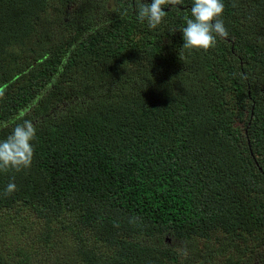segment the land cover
I'll use <instances>...</instances> for the list:
<instances>
[{"label":"trees","instance_id":"1","mask_svg":"<svg viewBox=\"0 0 264 264\" xmlns=\"http://www.w3.org/2000/svg\"><path fill=\"white\" fill-rule=\"evenodd\" d=\"M192 3L150 30L137 0H0V141L36 127L31 167L0 172V264H179L167 238L217 234L264 264V0H223L208 51L182 48Z\"/></svg>","mask_w":264,"mask_h":264},{"label":"clouds","instance_id":"2","mask_svg":"<svg viewBox=\"0 0 264 264\" xmlns=\"http://www.w3.org/2000/svg\"><path fill=\"white\" fill-rule=\"evenodd\" d=\"M183 2L184 0H151V3H147L137 0V19L141 23L146 21L148 28L154 30L165 20V6L178 7ZM224 8L223 0H193L191 18L186 19V26L181 29L184 40L182 48L208 51L216 46L217 37L226 38L228 31L222 19ZM35 139L36 127L30 120L17 124L8 137L0 141V172L29 169L34 158L32 142ZM15 191L17 186L13 178L3 195L9 196Z\"/></svg>","mask_w":264,"mask_h":264},{"label":"rangeland","instance_id":"3","mask_svg":"<svg viewBox=\"0 0 264 264\" xmlns=\"http://www.w3.org/2000/svg\"><path fill=\"white\" fill-rule=\"evenodd\" d=\"M14 215L15 210H11L5 215L2 221L9 222ZM0 216L2 215L0 214ZM58 219L62 223H67L69 221L68 217L64 214H60ZM38 225L39 222L35 221L31 216L15 221L14 225H10L9 223L8 228L11 229L5 237V242L16 248L24 244L31 245L32 238L29 237L31 233H34ZM166 243L172 246L177 252L179 251L181 253L179 255V264H197L204 261L205 264H221L225 259H229V257H234L236 255L243 256L242 264H255V262H257L255 252L243 248L235 251L233 247L238 248L240 243L232 237L229 239V237L219 234L216 235L211 243H205L204 239H193L189 243H186L172 238H167ZM0 251L6 255L7 260L13 261L12 253L9 251V246L7 244L0 245ZM41 251L42 246L37 251V254H40ZM97 251H103V249L98 248ZM250 258L251 260L248 262Z\"/></svg>","mask_w":264,"mask_h":264}]
</instances>
